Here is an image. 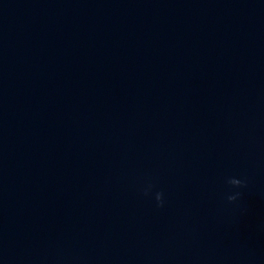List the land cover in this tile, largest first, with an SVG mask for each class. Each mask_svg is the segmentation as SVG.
I'll use <instances>...</instances> for the list:
<instances>
[{"label": "clouds", "instance_id": "clouds-1", "mask_svg": "<svg viewBox=\"0 0 264 264\" xmlns=\"http://www.w3.org/2000/svg\"><path fill=\"white\" fill-rule=\"evenodd\" d=\"M226 183L230 186V192L231 194H228L226 199L229 203H234L238 199H240L242 193L240 191H231L232 189H242L247 187V178H236V177H229L226 181ZM154 188V184L151 182H148L145 184V186L141 189L142 194L144 196H148L152 193V190ZM155 201H156V206L157 207H163L165 204V199H164V193L163 191H156L155 192Z\"/></svg>", "mask_w": 264, "mask_h": 264}]
</instances>
